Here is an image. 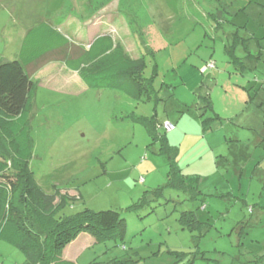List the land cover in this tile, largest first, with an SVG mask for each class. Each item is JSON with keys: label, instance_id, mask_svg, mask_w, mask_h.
Masks as SVG:
<instances>
[{"label": "rangeland", "instance_id": "374dc122", "mask_svg": "<svg viewBox=\"0 0 264 264\" xmlns=\"http://www.w3.org/2000/svg\"><path fill=\"white\" fill-rule=\"evenodd\" d=\"M171 1L0 0V64L34 27L69 18L73 35L87 28L80 48L109 33L142 58L158 96L136 102L65 76L77 45L49 55L32 72V181L66 196L58 219L86 209L124 219L120 236L87 244L79 264H264V0ZM201 96L212 105L204 117ZM131 113L154 117L171 153L122 120ZM172 165L187 190L171 182ZM188 213L194 228L181 221ZM25 260L0 242V264Z\"/></svg>", "mask_w": 264, "mask_h": 264}, {"label": "trees", "instance_id": "16d2710c", "mask_svg": "<svg viewBox=\"0 0 264 264\" xmlns=\"http://www.w3.org/2000/svg\"><path fill=\"white\" fill-rule=\"evenodd\" d=\"M171 2L175 6L176 0ZM211 17H216L219 23L223 15L214 12ZM62 19L66 23L70 21L69 18L59 20ZM63 21L58 25L41 23L34 27L27 33L18 57L0 64V242L19 249L25 256V264H79L78 260L66 259L65 253L81 236L106 242L118 238L123 230L124 219L114 210L86 209L58 219L66 196L58 198V193L57 197L46 194L32 181L33 173L28 167L31 146L27 125L39 82L32 79L27 68L71 43L79 45L78 31L77 36L73 35L64 29ZM70 25L73 27L72 23ZM80 33L87 38V28H82ZM87 47L82 48L84 51L77 58L68 59L66 67L77 72L89 89L118 91L136 102L158 99L151 81L144 77L145 61L133 58L113 35H97ZM200 98L205 104L201 114L204 117V109L212 105L209 96ZM219 119L215 115L203 119L202 124L212 129V124ZM122 120L143 125L153 141L162 142L165 150L171 153L166 136L159 134L161 125L154 117H138L131 113ZM170 175L172 183L187 190L188 185L177 166L172 165ZM181 221L190 228L199 223L193 213L183 215ZM263 260L264 255L257 256L255 261Z\"/></svg>", "mask_w": 264, "mask_h": 264}, {"label": "crops", "instance_id": "0c3cea01", "mask_svg": "<svg viewBox=\"0 0 264 264\" xmlns=\"http://www.w3.org/2000/svg\"><path fill=\"white\" fill-rule=\"evenodd\" d=\"M116 40V39H115ZM117 41V40H116ZM74 45H77L76 43H71L70 46L66 47V48H69L71 46H74ZM79 47V46H78ZM64 48V49H66ZM88 48V47H86ZM64 49H60V50H56V51H53L51 53H49L48 55L44 56L43 58L39 59L38 61L34 62L33 64H31L30 66H28L27 68V72L28 74L32 77V79L34 80V77L32 75V72H35L37 69L36 67L38 66V64L42 61L45 60V58H47L49 55H52V54H56L57 52H61L63 51ZM126 49V48H125ZM79 52H77L76 54H74V56H71V57H68L66 59V61L70 58H77L78 56H80L82 53H83V49L79 47ZM127 50V49H126ZM128 51V50H127ZM18 55V54H17ZM66 61H65V70L62 71V73H64L65 76H74V77H79L78 73L77 72H74V71H71L69 70L67 67H66ZM58 73V71L55 72V74ZM59 75V74H58ZM80 78V77H79ZM35 80H39L40 79H35ZM34 80V81H35ZM93 241V239H91L90 237L88 236H81L76 242H74L70 247L69 249L66 251L65 253V258L66 259H69V260H78L77 257H78V253L80 252V250L82 248H84L87 244H90L91 242Z\"/></svg>", "mask_w": 264, "mask_h": 264}, {"label": "built area", "instance_id": "2783aa9c", "mask_svg": "<svg viewBox=\"0 0 264 264\" xmlns=\"http://www.w3.org/2000/svg\"><path fill=\"white\" fill-rule=\"evenodd\" d=\"M174 128H175V126L173 124H171V123L166 125V130L167 131H172Z\"/></svg>", "mask_w": 264, "mask_h": 264}]
</instances>
